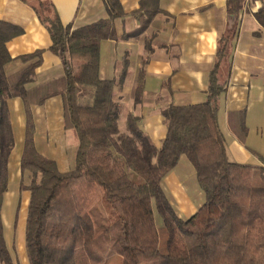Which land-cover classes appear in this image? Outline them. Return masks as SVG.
Segmentation results:
<instances>
[{
	"label": "trees",
	"instance_id": "trees-1",
	"mask_svg": "<svg viewBox=\"0 0 264 264\" xmlns=\"http://www.w3.org/2000/svg\"><path fill=\"white\" fill-rule=\"evenodd\" d=\"M226 1L230 15H239L247 2ZM261 1L255 17L264 30ZM104 2L107 18L76 28L64 25L49 2L33 3L63 74L32 87L28 85L42 63V50L21 56L23 67L8 73L13 57L7 43L21 29L0 20V264H16L2 220L15 145L7 101L14 97L26 109L19 167L22 178H29L20 183V191L30 193L24 232L28 264H264V164L229 159L218 120L233 34L219 42L206 99L161 108L168 132L158 147L141 128L140 116L129 112L125 129L119 124L124 108L115 96L128 76V60L117 78H102L99 70L103 40L140 37L163 10L158 0H141L133 12L141 25L120 37L116 20L126 16L122 3ZM146 64L144 58L132 89L135 103L143 99ZM55 96L63 101V126L79 141L75 166L68 171L39 153L35 143L32 106ZM229 124L243 140L244 112L230 113ZM183 155L205 194L189 217L177 214L163 188L164 178Z\"/></svg>",
	"mask_w": 264,
	"mask_h": 264
},
{
	"label": "crops",
	"instance_id": "crops-1",
	"mask_svg": "<svg viewBox=\"0 0 264 264\" xmlns=\"http://www.w3.org/2000/svg\"><path fill=\"white\" fill-rule=\"evenodd\" d=\"M38 1L0 0V20L21 29V33L7 43L13 59L6 65V71H19L24 65L21 56L42 50V63L29 87L63 74L62 62L50 48L51 35L33 9V3ZM42 1L53 6L64 25L72 24L74 28L108 17L104 0ZM120 1L126 13L125 17L116 20V32L121 37L141 25L133 14L140 7L141 0ZM157 4L163 11L154 16L142 36L106 39L100 44L99 72L102 78H117L122 73L120 65L126 59L129 62L128 76L115 96L124 108L123 117L129 112L140 116L141 128L160 147L168 132L161 108L170 102L192 104L206 99L207 80L219 42L224 36L233 34L234 37L228 40L229 55L224 61L230 72L226 69L224 73L229 74L228 86L222 94L218 120L226 136L229 159L239 163L264 164V30L255 17L262 1L247 0L239 15L228 14L226 0H158ZM144 58L147 59L145 89L142 101L135 103L131 97L132 89L137 83ZM7 102L15 139L10 162L18 151L16 156L20 163L25 142L26 109L19 97ZM62 111L61 96L32 106L36 147L39 153L52 159L55 154L53 144L56 142L53 140L58 136L57 132L53 136L52 131L58 125ZM234 112H244L247 134L243 140L232 132L229 124V114ZM185 157L183 155L178 165L164 178V187L173 189L177 185L182 190L186 189L179 173V164L185 161ZM194 170L193 166L190 175L196 172ZM195 190V198H187L190 204L182 203L180 206V216H191L203 204L202 192ZM23 193L28 205L30 193ZM12 256L16 264H28L25 254L13 252Z\"/></svg>",
	"mask_w": 264,
	"mask_h": 264
},
{
	"label": "rangeland",
	"instance_id": "rangeland-1",
	"mask_svg": "<svg viewBox=\"0 0 264 264\" xmlns=\"http://www.w3.org/2000/svg\"><path fill=\"white\" fill-rule=\"evenodd\" d=\"M125 117L126 115L121 118L119 123L122 129H125ZM63 123V115H61L57 123L58 125H55V128H53L52 131L53 136L55 132L58 133L57 138H54L53 140V142L56 141L53 144L55 150L53 158L57 161V166L61 171H68L73 169L75 166V151L77 150L79 141L76 138L77 136L73 130L64 129V126H62ZM50 135H52V133H50ZM16 152L18 153V151ZM17 153L15 154L17 155ZM16 155L13 156L11 162H9V189L8 192L5 193L3 200L2 220L4 223L5 239L12 253L15 252V254L18 255H20V253H23V255H26L25 247H23V245L25 242L24 232L26 221L24 219L27 216V204L25 202L26 194L20 191V183L21 179L27 182L29 181V178L27 174L23 176L24 179L22 178L21 168L19 167L20 163ZM187 159L188 158H186L185 161H182L179 164V173L182 174L181 177L186 185V189L183 187L185 191L177 185L173 186V189L166 188V186L164 187L166 188V194L170 198L169 200L177 205L176 210L178 212L177 214L179 215L181 214L180 206L182 205V203H184L185 205L190 204L187 198H195V189H197V192H202L203 198H205L204 192L202 191L200 186H198L199 184L197 181L196 173L190 175V170L191 168H193V166ZM186 166L189 168L188 171L186 170Z\"/></svg>",
	"mask_w": 264,
	"mask_h": 264
}]
</instances>
